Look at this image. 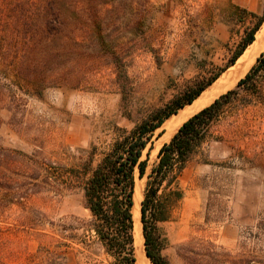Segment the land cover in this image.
<instances>
[{"label": "rangeland", "instance_id": "obj_1", "mask_svg": "<svg viewBox=\"0 0 264 264\" xmlns=\"http://www.w3.org/2000/svg\"><path fill=\"white\" fill-rule=\"evenodd\" d=\"M94 1L110 45L128 64L125 88L117 82L111 58L97 52L96 58L89 57L96 29L84 11L87 0H80L81 44L76 56L55 71L47 66L44 85L38 87L40 82L33 76L27 86L0 65V141L5 147L47 163L72 166L86 160L95 145L99 161L113 143L115 127L131 129L152 110L227 65L246 28L238 21L236 9L261 13L264 2ZM256 60L245 68L244 59L238 60L228 69L198 98L204 101L209 96L203 108L236 88ZM182 110L178 114L183 115ZM200 110L188 112L182 120L173 116L157 132L143 155L148 172L163 145ZM139 181L144 191L146 178ZM180 187L184 194L179 207L172 220L160 225L167 241L163 253L171 264H185L180 246L192 239L205 241L190 248L197 258L216 254L207 243L214 241L231 255L230 264H239L242 255L264 264V99L241 92L237 104L228 109L188 164ZM2 213L0 264H46L51 233L56 251L67 264L110 262L103 248L94 246L90 252L80 242L83 231L78 229V219H91L81 193L61 197L42 191L20 205L2 208ZM49 221L55 223L53 229Z\"/></svg>", "mask_w": 264, "mask_h": 264}, {"label": "trees", "instance_id": "obj_2", "mask_svg": "<svg viewBox=\"0 0 264 264\" xmlns=\"http://www.w3.org/2000/svg\"><path fill=\"white\" fill-rule=\"evenodd\" d=\"M87 2L84 11L93 18L96 29L95 39L91 41L95 46L89 57H94V52H97L111 58L117 82L125 88V82L129 80L128 64L110 45V37L103 31L95 1ZM81 11L80 0H0V65L10 68L17 80L27 86L33 82V76L40 82L38 87L44 85L48 78L47 66L55 71L60 64L66 65L75 58L81 44L78 33ZM236 16L246 28L227 65L209 78L196 81L165 106L152 110L136 121L131 129L115 127L113 143L102 152L99 161L95 159L98 152L95 145L86 160L67 166L47 163L36 155L9 149L0 141V218L2 208L20 205L31 195L42 191L61 197L81 193L84 208L89 211L91 219H78V229L83 231L80 242L90 252L94 246L103 248L110 259L109 264H137L133 210L137 181L146 178L141 202L146 255L151 264H171L163 253L167 241L160 225L172 220L183 199L180 187L182 174L211 138L214 127L222 122L228 109L237 104L242 91L259 100L264 99V52L236 88L183 123L170 142L160 149L158 161L150 172L143 155L164 124L212 87L256 41L264 25V2L261 13L238 7ZM66 37L69 41H65ZM35 64L36 68L33 67ZM42 87L36 91L40 92L38 96L42 94ZM48 224L52 229L55 226L53 221ZM49 237L46 264H67L56 251L53 233ZM197 241L205 243L202 239H192L180 246V250L185 252L182 255L185 264L231 263V255L214 241L207 243L216 254L210 257L193 256L190 248ZM239 264L257 262L253 257L242 255Z\"/></svg>", "mask_w": 264, "mask_h": 264}, {"label": "bare ground", "instance_id": "obj_3", "mask_svg": "<svg viewBox=\"0 0 264 264\" xmlns=\"http://www.w3.org/2000/svg\"><path fill=\"white\" fill-rule=\"evenodd\" d=\"M263 50H264V26L258 32L256 36V41L246 50L245 54L239 59V61L244 59L243 68L247 67L252 62H254V60L257 59V57L262 53ZM215 91L217 92L218 90H215ZM208 99H209V96L205 99L206 101L204 100L205 102L198 99L193 104L187 106L186 108H184V110H182L183 112L185 111L183 115L177 114L176 116H174V118L182 120L183 116L186 115L188 112H193V111L195 112V111L200 110L201 108L203 109V107L206 106L205 103L208 102ZM186 109L188 111H186ZM172 129L171 127L169 128V130L173 131ZM139 185L141 186V184ZM139 185L137 182L136 195H135V206L133 210L134 221H135L134 234H135V239H136V256H137L138 264H146V263L149 264L148 263L149 260L146 255V250H145V245H144V238L142 234V223H141V201L144 197V191L141 187H139Z\"/></svg>", "mask_w": 264, "mask_h": 264}, {"label": "water", "instance_id": "obj_4", "mask_svg": "<svg viewBox=\"0 0 264 264\" xmlns=\"http://www.w3.org/2000/svg\"><path fill=\"white\" fill-rule=\"evenodd\" d=\"M264 26V25H263ZM141 223H142V221H141ZM142 234H143V229H142ZM143 238H144V236H143Z\"/></svg>", "mask_w": 264, "mask_h": 264}]
</instances>
